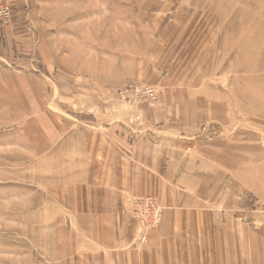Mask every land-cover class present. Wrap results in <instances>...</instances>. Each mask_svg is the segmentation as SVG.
<instances>
[{"label":"rangeland","instance_id":"374dc122","mask_svg":"<svg viewBox=\"0 0 264 264\" xmlns=\"http://www.w3.org/2000/svg\"><path fill=\"white\" fill-rule=\"evenodd\" d=\"M162 138L211 165L230 247L264 264V0H0V264H80L96 196H125L144 241L165 169L134 156Z\"/></svg>","mask_w":264,"mask_h":264},{"label":"crops","instance_id":"0c3cea01","mask_svg":"<svg viewBox=\"0 0 264 264\" xmlns=\"http://www.w3.org/2000/svg\"><path fill=\"white\" fill-rule=\"evenodd\" d=\"M179 144L173 139L155 143L142 139L136 147L139 151L134 159L142 169H165L163 176L156 173L151 182L160 185L155 197L163 206L157 227L139 241L136 222L125 212V196H96L93 207L86 206L79 213L83 219L78 230L92 248V255L83 256L80 264H245L230 247L234 238L230 232L238 234L243 229L229 220L234 214L227 207L234 206V196H206L203 190L213 178L211 165L201 158L184 165L175 157ZM183 168L188 172L169 171ZM130 181L138 183V176ZM180 184L184 189L175 191L173 185ZM213 200L223 208H203L206 201ZM217 216L223 218L219 226L213 219Z\"/></svg>","mask_w":264,"mask_h":264}]
</instances>
